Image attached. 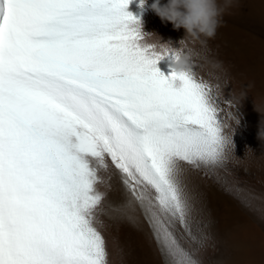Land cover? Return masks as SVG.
<instances>
[{
	"label": "snow or ice",
	"instance_id": "obj_1",
	"mask_svg": "<svg viewBox=\"0 0 264 264\" xmlns=\"http://www.w3.org/2000/svg\"><path fill=\"white\" fill-rule=\"evenodd\" d=\"M129 3L0 0V264H110L101 185L112 166L131 197L114 211L133 221L135 202L172 264H197L171 231L204 239L184 165L225 162L231 102L190 63L161 73Z\"/></svg>",
	"mask_w": 264,
	"mask_h": 264
},
{
	"label": "bare ground",
	"instance_id": "obj_2",
	"mask_svg": "<svg viewBox=\"0 0 264 264\" xmlns=\"http://www.w3.org/2000/svg\"><path fill=\"white\" fill-rule=\"evenodd\" d=\"M152 2L130 0L125 11L137 22L130 27L140 25L183 49L197 75L219 85L221 101L231 102L222 103L232 139L225 162L200 168L184 165L193 203L192 231L198 238L203 233L204 239L194 243L179 223L171 231L197 264H264V141L257 137L261 115L254 107V100H264V0H232L215 35L199 39L186 37L185 29L162 20L151 9ZM172 60L170 52L155 67L169 76ZM241 92L247 96L238 105ZM239 115L236 124L233 117ZM104 178L101 220L110 264H172L173 257L157 241L138 204L125 209L133 221L114 211L131 198L118 170L112 166Z\"/></svg>",
	"mask_w": 264,
	"mask_h": 264
},
{
	"label": "clouds",
	"instance_id": "obj_3",
	"mask_svg": "<svg viewBox=\"0 0 264 264\" xmlns=\"http://www.w3.org/2000/svg\"><path fill=\"white\" fill-rule=\"evenodd\" d=\"M232 0H153L151 9L165 21L172 23L175 29L183 28L186 37L199 39L201 37L211 38L223 23V16L226 7ZM139 44L150 54L159 56L168 55L176 51L170 42H162V38L156 32L144 31L138 25ZM184 39L180 41L183 42ZM172 71L183 73L189 69V58L180 54L173 57ZM251 87V86H249ZM247 96L246 92H241L236 103L239 105ZM255 110L260 113L261 119L258 125L257 137L264 141V100H254ZM236 124L240 122V115L234 116ZM233 147L235 145L233 144Z\"/></svg>",
	"mask_w": 264,
	"mask_h": 264
}]
</instances>
